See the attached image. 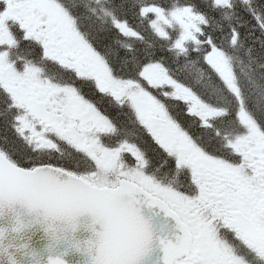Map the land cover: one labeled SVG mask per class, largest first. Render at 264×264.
Listing matches in <instances>:
<instances>
[{
    "label": "snow or ice",
    "instance_id": "obj_1",
    "mask_svg": "<svg viewBox=\"0 0 264 264\" xmlns=\"http://www.w3.org/2000/svg\"><path fill=\"white\" fill-rule=\"evenodd\" d=\"M261 59L264 0H0V208L90 213L92 264H264Z\"/></svg>",
    "mask_w": 264,
    "mask_h": 264
},
{
    "label": "water",
    "instance_id": "obj_2",
    "mask_svg": "<svg viewBox=\"0 0 264 264\" xmlns=\"http://www.w3.org/2000/svg\"><path fill=\"white\" fill-rule=\"evenodd\" d=\"M74 223L73 228L62 219H46L42 209L20 202L5 205L0 208V264H48L50 256L62 257L65 264H92L96 249L89 242L97 239L100 225L88 212ZM159 255L154 251L152 260Z\"/></svg>",
    "mask_w": 264,
    "mask_h": 264
},
{
    "label": "trees",
    "instance_id": "obj_3",
    "mask_svg": "<svg viewBox=\"0 0 264 264\" xmlns=\"http://www.w3.org/2000/svg\"><path fill=\"white\" fill-rule=\"evenodd\" d=\"M242 31H243V29H242ZM250 43H251L250 39H246L244 41V47L240 50L239 57H245V49H246L245 45L249 46ZM255 48H256V51L253 53L254 55H256L259 52V50H260V45H259L258 42L256 43ZM245 59H246V57H245ZM260 62L264 63V59H261ZM242 67H244L246 72L249 70L246 63L244 65H242ZM252 68L255 70V72L257 74L264 73V67H259L257 64H253ZM50 71L55 74V73H57L59 71V69L57 67L53 66V67L50 68ZM256 96H257L256 91H253V99H255Z\"/></svg>",
    "mask_w": 264,
    "mask_h": 264
},
{
    "label": "clouds",
    "instance_id": "obj_4",
    "mask_svg": "<svg viewBox=\"0 0 264 264\" xmlns=\"http://www.w3.org/2000/svg\"><path fill=\"white\" fill-rule=\"evenodd\" d=\"M30 259H33L34 260L35 258H30ZM14 264H17V262H14Z\"/></svg>",
    "mask_w": 264,
    "mask_h": 264
},
{
    "label": "rangeland",
    "instance_id": "obj_5",
    "mask_svg": "<svg viewBox=\"0 0 264 264\" xmlns=\"http://www.w3.org/2000/svg\"><path fill=\"white\" fill-rule=\"evenodd\" d=\"M246 46V49L248 48V45H245Z\"/></svg>",
    "mask_w": 264,
    "mask_h": 264
}]
</instances>
